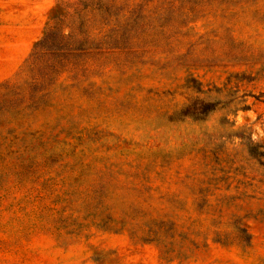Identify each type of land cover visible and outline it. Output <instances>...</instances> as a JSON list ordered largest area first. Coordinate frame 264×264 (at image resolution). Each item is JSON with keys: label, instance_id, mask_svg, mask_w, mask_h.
<instances>
[{"label": "rangeland", "instance_id": "374dc122", "mask_svg": "<svg viewBox=\"0 0 264 264\" xmlns=\"http://www.w3.org/2000/svg\"><path fill=\"white\" fill-rule=\"evenodd\" d=\"M241 127L264 0H0V264H264Z\"/></svg>", "mask_w": 264, "mask_h": 264}, {"label": "trees", "instance_id": "16d2710c", "mask_svg": "<svg viewBox=\"0 0 264 264\" xmlns=\"http://www.w3.org/2000/svg\"><path fill=\"white\" fill-rule=\"evenodd\" d=\"M201 108L203 109V112L205 110V112L207 111H212V108L210 107L209 103L206 102H201ZM209 108V109H206ZM211 108V109H210ZM243 109H246V106L242 107ZM198 109H193L191 111L189 117H192L193 119H196L195 114H200L202 113V111ZM199 110V111H198ZM194 112V114L192 113ZM195 112H200V113H195ZM233 125V124H232ZM233 138H238L242 141V144L246 147L248 154L250 155V157L254 160L257 161V163L264 168V145L254 141L252 139L251 134L248 132V130H246L244 127L238 128L235 131H232L231 133Z\"/></svg>", "mask_w": 264, "mask_h": 264}]
</instances>
